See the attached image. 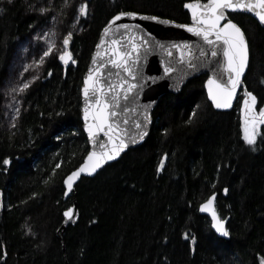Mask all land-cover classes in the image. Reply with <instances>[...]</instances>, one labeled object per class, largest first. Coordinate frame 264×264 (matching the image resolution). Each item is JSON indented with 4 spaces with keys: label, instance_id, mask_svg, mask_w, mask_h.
Here are the masks:
<instances>
[{
    "label": "trees",
    "instance_id": "16d2710c",
    "mask_svg": "<svg viewBox=\"0 0 264 264\" xmlns=\"http://www.w3.org/2000/svg\"><path fill=\"white\" fill-rule=\"evenodd\" d=\"M33 1H0V120L1 87L17 45L50 14L32 10ZM79 1L70 0L72 7L64 8L63 0H51L50 11L66 30ZM91 2L88 20L81 18L84 29L69 43L76 63L65 67L58 56L48 58L39 79L23 94L16 126L9 131L0 127L4 260L7 264H258L257 256L264 255V125L252 151L241 138L244 93L231 111H216L207 100L206 75L189 80L178 94L162 96L152 114L148 139L94 177L81 178L64 199L63 181L88 151L80 88L105 23L122 10L178 23L190 20L184 9L188 0ZM228 16L246 34L250 63L243 84L257 96L259 111L264 108L260 83L264 27L245 14ZM194 109L196 115L188 123ZM162 157L164 166L158 173ZM4 158L10 160L8 166L2 164ZM213 193L217 213L227 222V240L217 237L209 218L198 211ZM73 203L78 221L61 235L64 212ZM29 228L35 238L26 234Z\"/></svg>",
    "mask_w": 264,
    "mask_h": 264
},
{
    "label": "snow or ice",
    "instance_id": "6c2138e0",
    "mask_svg": "<svg viewBox=\"0 0 264 264\" xmlns=\"http://www.w3.org/2000/svg\"><path fill=\"white\" fill-rule=\"evenodd\" d=\"M9 3L12 0H8ZM51 3V0H49ZM63 7L70 8L72 4L70 0H63ZM184 7L191 13L192 24H176L178 28H183L187 32L195 35L204 44L208 45V49L197 46L194 50L188 42L182 43H169L164 44L157 42L156 46L160 48L165 55L173 57L178 53L175 59V64L183 66L177 68L170 60L167 64L161 61L164 66V75L168 76L171 73L179 72L178 82L182 81L184 76L188 74L187 70L196 71L198 68L207 67L212 61L206 54L210 52L211 57H218L222 54L223 61L216 60L217 67L211 68L212 75L208 77L205 87L208 90V98L212 101V105L217 109H227L232 105L233 97L236 95L237 88L243 83L242 76L250 63V49L246 39V34L242 28L231 18L229 12H248L254 14L261 25H264V0H206L202 3L201 0H188ZM3 11V9H0ZM41 15L49 12L46 7L38 9ZM79 16L87 14V5L81 3L76 9ZM139 16L140 19L152 20L161 24H174V21L168 19H160L157 16H144L134 11H119L115 14L108 24L105 26L101 35L100 42L96 45L97 51L92 57V67H89L88 73L85 75L83 81L82 93L84 96L83 120L84 131L87 132L89 141L93 144L92 151H89L84 163L76 170L72 171L65 179L64 185L66 187L65 195L72 190L73 183L80 177L81 173L91 175L101 168L108 161H113L120 156L129 143H136L135 138L129 139V134L126 128H121V123L128 124L127 119L119 120L121 111H137L136 108L129 109L127 105H135L138 100V89L143 87L142 82L145 79L144 73L140 67V60L143 55H147L149 42L147 40L138 39L133 32V29H139L140 25H129L124 23L117 24L124 17L135 19ZM77 17V22H78ZM55 20V17H52ZM223 22V23H222ZM113 25L117 31L123 29L125 33H131V39L127 44H122L119 39L114 38L115 34L112 33ZM55 26L53 25V28ZM75 23L73 24V28ZM56 36V32L52 29L43 33L39 39L44 40L46 47L42 51L39 60L34 61L35 65H43L45 58L55 59L58 53L59 60L68 65L76 63L73 59L72 53L69 51V43L72 40L73 33L68 32L67 35L62 37L63 49L57 48L56 40L52 39ZM108 37V39H105ZM102 46L104 50L101 51ZM56 49L54 52L53 50ZM198 51L199 56L195 55ZM51 54V57H50ZM114 69V71H113ZM29 66H24V71H28ZM23 73H21V76ZM51 75V72H49ZM227 76V81L223 80ZM39 79L38 76H31L27 80H18L8 86L6 90L7 95H11L12 100H16L18 95H22L31 86V84ZM155 79V78H152ZM261 84H264V79H261ZM124 102V103H122ZM19 103V101H17ZM257 96L253 92L244 90V107L241 115V138L245 145L249 146L252 151H255L257 136L261 134L260 126L264 125V108L256 110ZM151 105L144 106L141 113L143 115V128L146 129L149 122L148 108ZM20 109L14 108V115L11 121H15L19 116ZM196 115V110H193L189 116L188 123H192L193 117ZM15 123H10V127H15ZM136 128L141 129L142 125L136 123ZM101 134L106 138L107 142L100 139ZM139 139H143L147 135L144 130L139 131ZM164 159L161 158L157 166L159 173L164 166ZM4 166L10 164L8 158L2 160ZM60 165L57 164L58 168ZM227 193L228 189H224ZM216 194L213 193L209 196L204 203L200 205L201 212H207L211 216V228L221 237H229L230 233L225 227V221L218 214L214 205ZM66 220H72V209L64 212ZM35 234L29 231L26 233ZM185 234V239H188ZM195 237H191L194 242ZM41 244L43 241L40 242ZM39 246V245H38ZM4 246L0 245V260H4L7 255L3 251ZM258 264H264V255L257 256ZM4 264L7 261L4 260Z\"/></svg>",
    "mask_w": 264,
    "mask_h": 264
},
{
    "label": "water",
    "instance_id": "95a60500",
    "mask_svg": "<svg viewBox=\"0 0 264 264\" xmlns=\"http://www.w3.org/2000/svg\"><path fill=\"white\" fill-rule=\"evenodd\" d=\"M202 3H204V2H202ZM184 9L188 12V15H189V19L190 20H189L188 23H178V22L174 21V24L165 25V24H161V23H158V22L152 21V20L140 19L139 16H137L135 19L124 17L120 21L116 22L117 24H119V23H124V24H129V25L139 24L140 25L139 29H133V32L135 33V36L138 39L147 40L149 42L147 55L144 56L143 55V50H142V58L140 60V67H141V70L143 71L144 76H145V79L142 82L143 87L141 89L137 90L138 91V100H137L136 104L135 105H132V104L127 105L129 107V109L136 108L137 111H128V112L121 111V115L119 117L120 121H123L124 119H127L128 124L124 125L123 123H121V128H126L127 131H128V134H129L128 138L129 139L135 138L137 140V142L134 143V144L133 143H129L128 147L123 152H121L119 157H117L113 161L106 162L104 165L101 166V168L97 169L96 172L92 173L91 175H89L87 173H81L80 177L77 178L75 180V182L73 183L72 190L68 193V195L66 196L64 194V199H67L68 197H70L73 194L75 185L78 183V181L81 178H83V177H85V178L94 177L97 173H99L101 170H103L106 166L117 162L121 158V156L124 153H126L128 150L134 149L136 147L141 146L148 139V136L150 134V129H151V126H152V122H153V119H152L153 111H154L156 105L158 104L159 100L161 99V97L164 96L165 94H178L182 90L183 86L189 80H191L193 78H196V77H199L201 75H206V79L204 81V89H205V92H206L207 100L212 105V101L208 98V90L205 87V84H206V81L208 80V77L213 74L210 69L217 67L215 61L216 60H219L221 62L223 61L222 54L220 56H218V57H211L210 52H207L206 54L209 56V60L212 61V62L209 63V65L207 67L198 68L196 71H191V70L185 69V71H187L188 74L184 76L182 81L178 82V78H179V75H180L179 72L171 73L168 76L164 75V66L162 65L161 61H163L165 64H167L171 60L173 62V64H174V66L177 67V68H182L183 66L175 64V59L178 57V53H175V50H173L174 56L173 57H168L167 55L164 54V52L160 48H158L156 46L157 42L164 43V44H169L170 42L171 43L188 42L193 47L194 50L196 49L197 46H201V47L205 48L206 50L208 49V45L204 44V42L202 40H200L198 37H196L195 35L187 32L183 28H178V27L175 26L176 24H187V25H191L192 24V17H191L190 11L188 9H186L185 7H184ZM229 13H240V14L248 15V16L252 17L253 19H255L257 21V23L261 27H264V25H261L259 23L258 19L252 13L241 12V11L229 12ZM138 14H140V13H138ZM140 15H144V14H140ZM144 16H153V15H144ZM160 19H164V18H160ZM109 20H111V18ZM168 20H170V19H168ZM108 21L105 23V25L103 26L102 30L99 33L98 39H97V41L95 43V46L93 48V51H92V53L90 55L86 71L83 74L82 85H81V88H80V103H81L80 104V119L82 121L83 132H84V134L86 136L87 143H88L87 154H88L89 151H92L94 149H93V144L89 141L87 132L84 131V120H83V111H82V109L84 107V96H83V93H82L83 81H84L85 75L88 73L89 67L93 66L92 65V57H93V54L97 51L96 45L100 42L101 35L103 33V30H104L105 26L108 24ZM113 33L115 34L114 38L119 39L122 44H127L128 40L131 39V33H125L123 29H120L119 31H117L115 25H113L112 33H110L109 35L111 36ZM105 39H108V37H105ZM104 47L105 46H102L101 51L104 50ZM195 55L199 56L198 51L195 52ZM59 62L61 63V65L65 66V67L69 66L70 63H71V62H69L68 65H65L60 60H59ZM247 69H246L244 75L241 78L242 81H243V79H244V77L246 75ZM113 71H114V69H113ZM152 78H155V79H152ZM223 80L225 82L227 81V76L226 75L223 77ZM244 90H245L244 89V84L242 83L237 88L236 95L233 97L232 105H231L230 108L217 109L213 105H212V107L214 108V110L219 111V112H229V111H231L233 109V107H234V104H235V102L237 100V97H238L239 93L241 91L244 92ZM122 103H124V102H122ZM146 105H151V106L147 110L148 111V115H149V122L147 123V127L145 129V128H143L144 120H143V115L141 113L143 112L144 106H146ZM136 123H140L142 125V128L141 129H137L136 126H135ZM141 130H144V131L147 132V135L144 136V138L142 140L139 139V135H138L139 131H141ZM100 139L103 142H105V143L107 142L106 138L103 137V134H101ZM87 154L83 158L81 164L76 169H78L84 163V161H85V159L87 157ZM76 169H74V170H76ZM63 186H64V189L66 191L67 189H66V187L64 185V181H63ZM214 205H215V201H214ZM68 209H72V217H73V220L75 222H72V220H66V218L64 216V220L62 222V225H61L60 229L58 230V233H61V235L64 234L66 228L69 225H74L78 221V211H77L76 204L73 203V205L70 208H68ZM198 211H199L200 214L205 215V216H207L209 218L210 225H211L212 220H211L210 214L207 213V212H201L200 211V206L198 208ZM226 224H227V222L225 221V227L227 226ZM212 231L219 238L226 239V240L229 239V237H221L219 234H217L214 231V229H212Z\"/></svg>",
    "mask_w": 264,
    "mask_h": 264
},
{
    "label": "rangeland",
    "instance_id": "374dc122",
    "mask_svg": "<svg viewBox=\"0 0 264 264\" xmlns=\"http://www.w3.org/2000/svg\"><path fill=\"white\" fill-rule=\"evenodd\" d=\"M81 3H85L87 5V14L85 16L78 17V13L75 11L74 17L70 23L68 30L63 28L61 18L58 15L50 11L49 0H35L30 3L32 10H35L39 13L38 9L40 7H46L49 9L50 14L47 16V19L37 29H35L28 37L24 38L23 40H20L17 45V50L15 51L13 59L8 68L7 77L1 87V93L3 95V102H2V108H1L2 117L0 120V127L2 129L9 131L13 128V127H10V123H13V122L16 123V120H17L16 119L15 121H11V117L12 115H14V108H19L21 111L22 104H23V94L24 93L22 95H18L16 97V100H12L11 95L6 94V90L8 86L11 85L12 83H15L18 80L30 79L31 76L33 75L38 76V77L41 76L42 68L44 64L35 65L33 62L36 60H39L40 56L42 55V51L46 47L44 40L39 39V37L42 36L44 32L49 31V29H52L53 31H55L56 36H53L52 39L56 40L57 48H60L62 50L63 49L62 37L64 35H67L68 32H72L73 34H76L84 29V24L82 23L81 18L85 17V19L88 20L89 15H90L89 10H91L90 4L92 2L91 0H89L88 2L87 1L85 2V0H80L76 6V9L79 7ZM45 15H42V16H45ZM52 17H55V20H53ZM77 17H78V22H77ZM74 23H75V27L73 28ZM53 25L55 26L54 28H53ZM53 51L55 52L56 49H54ZM56 56H58V53ZM47 59L48 58H45V62L47 61ZM25 65L29 66L28 71H24ZM21 73H23L22 76H21ZM241 93H244V92L241 91ZM17 101H19V103H17ZM261 126H260V132L262 129Z\"/></svg>",
    "mask_w": 264,
    "mask_h": 264
},
{
    "label": "flooded vegetation",
    "instance_id": "af4514ba",
    "mask_svg": "<svg viewBox=\"0 0 264 264\" xmlns=\"http://www.w3.org/2000/svg\"><path fill=\"white\" fill-rule=\"evenodd\" d=\"M86 1L88 2L89 0H85V2H86Z\"/></svg>",
    "mask_w": 264,
    "mask_h": 264
}]
</instances>
